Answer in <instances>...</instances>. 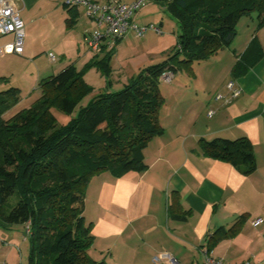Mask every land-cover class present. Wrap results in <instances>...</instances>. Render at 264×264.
I'll return each mask as SVG.
<instances>
[{"label":"crops","instance_id":"1","mask_svg":"<svg viewBox=\"0 0 264 264\" xmlns=\"http://www.w3.org/2000/svg\"><path fill=\"white\" fill-rule=\"evenodd\" d=\"M65 1H19L30 55L34 53L29 25L39 18L35 13L46 19L47 6L60 8L66 23L70 12ZM72 12L77 15L72 27L75 38L84 45V31L95 25L89 24L84 9ZM251 20L243 41L193 63L190 71L173 73L170 83L159 80L163 103L158 120L163 134L151 138L144 149V171L115 178L103 171L88 181L83 215L91 225L93 244L88 253L92 259L105 264H166L165 257L172 256L176 264H197L207 251L225 264L264 263V24L257 26ZM252 39L262 55L244 75L233 79V66ZM230 80L242 92L225 105L215 95L226 93ZM211 109L214 113L208 116ZM240 137L252 144L256 169L251 175L203 155L199 148L200 138ZM241 215L246 218L230 232ZM256 219L261 222L253 227Z\"/></svg>","mask_w":264,"mask_h":264},{"label":"trees","instance_id":"2","mask_svg":"<svg viewBox=\"0 0 264 264\" xmlns=\"http://www.w3.org/2000/svg\"><path fill=\"white\" fill-rule=\"evenodd\" d=\"M160 1L179 23L178 51L143 70L120 91L100 93L67 125H56L51 109L72 115L90 90L74 67L40 81L36 102L10 118L5 114L18 100L17 89L0 92V227L28 229L30 264H105L88 253L93 244L91 225L83 215L88 181L103 171L114 178L144 171V149L151 138L163 134L158 120L163 73L190 69L228 48L244 17L255 15L257 26L264 24V0ZM65 8L71 28L75 8ZM114 52L115 47L99 55L110 59ZM261 55L252 39L235 62L232 78L244 75ZM198 143L203 155L228 162L243 175L256 169L252 144L244 137L200 138ZM178 199L171 200L177 204ZM245 218L241 215L230 232Z\"/></svg>","mask_w":264,"mask_h":264},{"label":"rangeland","instance_id":"3","mask_svg":"<svg viewBox=\"0 0 264 264\" xmlns=\"http://www.w3.org/2000/svg\"><path fill=\"white\" fill-rule=\"evenodd\" d=\"M59 9L54 10L53 6H47L45 10H48L49 15L46 19L40 18V14L35 13V17L39 16V18L34 19L29 25L33 55H30L26 49V38L29 34L24 36L25 54L22 58L15 54L0 55V92H8L14 88L18 93V100L5 114L8 118L36 102L41 95V90L38 88L40 81L49 76H56L61 70L71 66L81 75L90 90L81 97L72 115H67L57 108L51 109L56 125H67L94 97L103 92L120 91L125 83L135 79L143 70L164 62L178 51L179 23L168 13L160 0H151L142 8L138 13L140 15L134 18V21L139 26H159L162 34L157 35L148 31L142 39L126 36L115 45V52L110 59L96 56L85 44L79 43V38H75V29L67 27ZM86 19L94 26L87 15ZM251 19L257 24L255 15L251 18L244 17L238 22L236 26L238 35L233 45L236 41L244 40ZM9 41V37L1 38L0 45ZM78 47L80 53L77 52ZM50 53L55 57L54 62L49 58ZM79 57H83L82 60ZM181 72L185 73L186 68ZM162 88L164 87L161 86ZM27 234V229L21 226L6 229L0 227V264H30V243Z\"/></svg>","mask_w":264,"mask_h":264},{"label":"built area","instance_id":"4","mask_svg":"<svg viewBox=\"0 0 264 264\" xmlns=\"http://www.w3.org/2000/svg\"><path fill=\"white\" fill-rule=\"evenodd\" d=\"M20 0H0V39L9 37L10 41L0 45V55L15 54L23 55L25 27L20 15ZM167 2L171 0H165ZM151 0H132L125 3L117 0H110L107 3H99L94 0H66V7L82 8L94 28L84 31V41L87 49L96 56L113 49L117 42L126 37L128 33L137 38H144L148 31L161 35V28L154 25L139 26L133 22V17L142 10ZM52 62L55 57L50 53ZM173 73L165 72L160 76L161 80L170 83ZM159 79V80H160ZM226 93H217L215 100L222 104H229L240 94V87L235 80H230L225 84ZM214 110L207 113L211 116ZM261 222L256 219L251 222L254 227ZM28 233V229H27ZM203 261L197 264H225L221 258L213 257L207 251L203 253ZM166 264H176L172 256L165 257ZM242 264H252L244 261Z\"/></svg>","mask_w":264,"mask_h":264}]
</instances>
